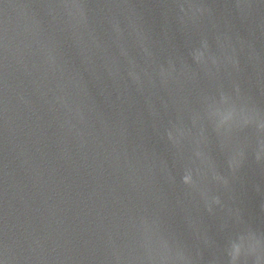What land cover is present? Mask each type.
Instances as JSON below:
<instances>
[{
    "label": "water",
    "instance_id": "obj_1",
    "mask_svg": "<svg viewBox=\"0 0 264 264\" xmlns=\"http://www.w3.org/2000/svg\"><path fill=\"white\" fill-rule=\"evenodd\" d=\"M261 121L264 0H0V264L264 245Z\"/></svg>",
    "mask_w": 264,
    "mask_h": 264
},
{
    "label": "clouds",
    "instance_id": "obj_2",
    "mask_svg": "<svg viewBox=\"0 0 264 264\" xmlns=\"http://www.w3.org/2000/svg\"><path fill=\"white\" fill-rule=\"evenodd\" d=\"M203 53H197V59H200ZM216 117L217 126H225L234 120H239L242 124H248L251 122L252 118L249 116L244 109H237L234 105H229L223 110H216L213 112ZM258 129H264V121L257 122ZM264 153V146H261L260 151L256 153V159H261V154ZM238 162L233 158V164ZM187 180L188 178L185 177ZM264 245H262L261 239L249 231L247 233L239 234L234 239H230L227 242L225 253L228 257V264H240L242 256L254 255L255 264H261V256L258 254V250Z\"/></svg>",
    "mask_w": 264,
    "mask_h": 264
}]
</instances>
